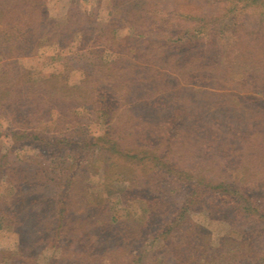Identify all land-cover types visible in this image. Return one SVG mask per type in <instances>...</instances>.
<instances>
[{
  "label": "rangeland",
  "instance_id": "obj_1",
  "mask_svg": "<svg viewBox=\"0 0 264 264\" xmlns=\"http://www.w3.org/2000/svg\"><path fill=\"white\" fill-rule=\"evenodd\" d=\"M251 1L42 0L56 26L79 22L82 33L0 57V89L13 96L0 109V264H131L137 252L94 258L88 227L144 224L149 199H167L170 219L197 171L264 205V4ZM178 116L186 123L166 130ZM234 204L206 193L173 244L184 250L207 232V264L220 251L243 264L248 244L264 249V227ZM154 227L143 243L134 226L119 237L146 250L147 264H176Z\"/></svg>",
  "mask_w": 264,
  "mask_h": 264
},
{
  "label": "trees",
  "instance_id": "obj_2",
  "mask_svg": "<svg viewBox=\"0 0 264 264\" xmlns=\"http://www.w3.org/2000/svg\"><path fill=\"white\" fill-rule=\"evenodd\" d=\"M251 3L263 5L264 0H252ZM45 13L46 12L43 8L42 0H0V57H3L5 59H12L15 57L30 56L37 48L42 46V43L53 42L56 37H64V35H67L69 32L72 35L82 33V23L78 22L75 25H72V27H68L67 29L69 30V32H67V29L65 27H58L54 24L53 21L49 20L46 17ZM204 26L206 25L204 24ZM58 78H60V76ZM55 79H57V77ZM4 80L5 76L3 74H0V83H2ZM50 96L51 95H49V97ZM10 97L13 100L10 87L6 86L3 87V89H0V101L2 104V107L0 109H5L6 104H9V101H6L9 100ZM59 97H61V95ZM53 98H55V96L52 97V99ZM4 99L6 100L3 101ZM98 99H102V101H104V103L102 101L99 102L98 105L103 108L101 109V114L108 121L110 115L109 112L107 113V111L109 110L108 102L105 101L106 98L104 97H98ZM10 102L12 104H17L19 100L17 99L16 101ZM179 121H181L184 125V123H186V118L178 116L174 117V119H169L168 123L165 125L166 128H164L173 133L175 130L174 124ZM206 128L207 127L201 126V131H199L198 135L207 130ZM207 138L208 136H206V140ZM48 146L49 147L47 149L53 147V145ZM207 146H210V143H208ZM207 157L209 156L207 155ZM155 159L158 161H156ZM155 159L147 157V159L145 160L146 162L156 161L158 165H161L163 168L165 167V165L159 161L161 160L159 159V157H156ZM158 165H156L155 168L158 167ZM202 172L203 171L196 172L197 177L191 180L190 188L192 190L189 194L190 196L183 203V206L173 213L170 219L165 218V212H167V208H169L168 206H170L167 199H149V202L151 201L155 203L154 208H151L149 211L147 210V212L144 213L145 217H147L148 219V222L144 224H138L137 221H129L130 223H127L126 225L125 221L114 220V218H111L106 220L107 222L104 224V229L101 231L97 226L88 227V233L91 238V241L88 242H91V249H94L93 257H103L110 250L118 253L128 252V254L137 252L133 257L131 264H147V251L141 248L138 249L139 251L136 250L133 247V243H131L132 245L130 246V243L126 242L128 241V239H126L125 237L120 238L119 234L124 233L123 231L126 228L134 226L136 232L134 237L132 238V241L134 242V244H139L143 243V241L145 242L144 238H146V234L151 231V227L155 226L158 233L154 235L152 239H154V241L161 242V249L164 248L171 251L176 264H178L179 262L180 264H207L210 261L211 256L213 257L216 253L215 250L213 253V249L210 247V243L207 242V232H200L201 237H198V240L196 241L198 242L197 245H194V243H192V245H188V247L184 250H182L180 245L173 244V235H175L177 229L189 222V217L187 216L188 211L197 206L199 202L203 200V198H205L206 193L215 194L216 192L220 194L223 198L226 199V201H228V203H235L234 205L237 206L238 210L241 208V210L246 213L248 217H253L256 222L264 227V205L257 204L254 198L249 197L246 194V189H236L234 186L223 182L214 183L210 180L205 179V177H202V175H200V173L202 174ZM64 216H66V214H62V216H60V225H62L64 222ZM160 224L162 225V228ZM59 229L60 227L58 226L55 230L57 231L58 239L60 237V233H58ZM111 238L112 240L116 241L114 246L113 243H111V245L106 244V242L110 241ZM244 242L245 241H243V245ZM231 245L233 246L234 243ZM85 248L83 247V249ZM174 248H176L175 251H172L174 250ZM62 249L66 252L68 250V245L63 247ZM77 249V251L79 252V247ZM161 251L162 253L165 252V250ZM238 252L239 250L234 248L231 249L228 253L233 254L232 260H236ZM193 253H196L199 256L195 258ZM217 254H221V251ZM217 254L215 255V257L218 260L219 258ZM252 254H259L260 257L257 260L251 261L248 258H251ZM178 256H181L183 260L181 261ZM219 256V262L216 260L215 264H238L237 260H239V256L236 261H230V257L225 258L222 255ZM241 258L242 257L240 256V259ZM52 261L50 262V264L55 263V261ZM243 264H264V249H261L260 247H258L257 249L252 243L251 245L248 244V246L243 249Z\"/></svg>",
  "mask_w": 264,
  "mask_h": 264
}]
</instances>
